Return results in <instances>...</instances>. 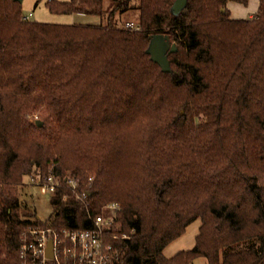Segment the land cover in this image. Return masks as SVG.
I'll return each instance as SVG.
<instances>
[{"label":"trees","instance_id":"trees-1","mask_svg":"<svg viewBox=\"0 0 264 264\" xmlns=\"http://www.w3.org/2000/svg\"><path fill=\"white\" fill-rule=\"evenodd\" d=\"M174 1L45 3L91 26L24 21L0 0V264H21L28 229H83L110 203L114 264H264V0L249 19L227 9L248 0H187L177 17ZM130 12L137 30L115 23ZM154 36L175 46L169 72L146 53ZM50 164L86 199L59 190L41 222L18 188ZM196 220L192 249L165 259Z\"/></svg>","mask_w":264,"mask_h":264},{"label":"built area","instance_id":"built-area-1","mask_svg":"<svg viewBox=\"0 0 264 264\" xmlns=\"http://www.w3.org/2000/svg\"><path fill=\"white\" fill-rule=\"evenodd\" d=\"M31 15L23 16L29 21ZM129 29L138 28L132 23H126ZM51 165L42 180H30L28 186L36 189L42 195L54 198L59 190L66 189L76 201L85 204L86 193L78 180L69 174L58 175ZM91 182V179H88ZM62 194L60 201H66ZM119 206L110 203L102 207L101 214L91 215L86 211L88 226L83 229H55L49 227L30 228L20 237L18 258L21 264H114L116 252L110 240L116 239L114 226L117 223ZM36 220L40 221L37 217ZM52 242V259L47 258L48 242Z\"/></svg>","mask_w":264,"mask_h":264},{"label":"rangeland","instance_id":"rangeland-1","mask_svg":"<svg viewBox=\"0 0 264 264\" xmlns=\"http://www.w3.org/2000/svg\"><path fill=\"white\" fill-rule=\"evenodd\" d=\"M49 0H23L21 3L23 16L31 15V22H39L45 24H57V25H91L98 26L103 24V21L96 16H87V15H57L50 13L45 3ZM57 2H68L70 0H53ZM234 4V3H230ZM257 0H249L247 5H237L243 12L241 15H238L237 10H233V18L241 19L246 18L249 14H252L253 11L257 10ZM229 5V4H228ZM227 5V6H228ZM106 8V7H105ZM229 9V8H228ZM229 11H231L229 9ZM243 16V17H242ZM137 13L130 12L123 17L115 16V23L119 26L126 23H132L136 26ZM52 165V164H50ZM54 165V164H53ZM67 175V174H66ZM25 184L18 188L19 203L22 206H26L32 210L36 217L41 222H48L52 215V206L51 199L49 195H42L34 188L28 186V182L25 180ZM200 226V221L196 220L191 223L185 230V232L175 241L170 243L162 253V256L165 259H171L180 252L188 251L192 249L195 242V237L198 233ZM191 264H207L205 259L197 258L193 260Z\"/></svg>","mask_w":264,"mask_h":264},{"label":"water","instance_id":"water-1","mask_svg":"<svg viewBox=\"0 0 264 264\" xmlns=\"http://www.w3.org/2000/svg\"><path fill=\"white\" fill-rule=\"evenodd\" d=\"M17 3H22L23 0H13ZM187 5V0H175L171 9L170 14L174 17L179 16V14L185 9ZM175 46L171 45L167 36H154L151 39L149 47L146 53L150 56L151 60L156 63L163 72H169V63L167 60V54L175 52ZM37 127H41L42 123L40 121H35ZM46 256L52 259V242H48Z\"/></svg>","mask_w":264,"mask_h":264},{"label":"crops","instance_id":"crops-1","mask_svg":"<svg viewBox=\"0 0 264 264\" xmlns=\"http://www.w3.org/2000/svg\"><path fill=\"white\" fill-rule=\"evenodd\" d=\"M248 2H249V0H248ZM257 3H258V0H257ZM248 4V3H247ZM257 6H258V4H257ZM230 9L231 11H229V13H230V17L232 18V19H234L233 18V16H234V14H233V10L232 9H234V10H237V14L238 15H241V13L243 12L239 7H237V5H234V4H229L228 6H227V9ZM228 9V10H229ZM257 10H258V8H257ZM257 10H255V11H253V13L252 14H249L246 18H241V19H249V18H251V17H253L256 13H257ZM243 17V16H242Z\"/></svg>","mask_w":264,"mask_h":264}]
</instances>
